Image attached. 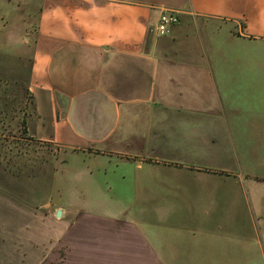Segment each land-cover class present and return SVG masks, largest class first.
Returning a JSON list of instances; mask_svg holds the SVG:
<instances>
[{
	"label": "crops",
	"instance_id": "0c3cea01",
	"mask_svg": "<svg viewBox=\"0 0 264 264\" xmlns=\"http://www.w3.org/2000/svg\"><path fill=\"white\" fill-rule=\"evenodd\" d=\"M0 1L1 20L17 0ZM33 1L32 30L0 48V85L24 84L28 134L56 146L52 166L81 158L74 188L94 206L16 190L9 207L23 210L0 236L10 262L264 264V70L220 69V21L231 40H264V0ZM163 10L179 21L160 35ZM45 222L54 239L32 229Z\"/></svg>",
	"mask_w": 264,
	"mask_h": 264
},
{
	"label": "rangeland",
	"instance_id": "374dc122",
	"mask_svg": "<svg viewBox=\"0 0 264 264\" xmlns=\"http://www.w3.org/2000/svg\"><path fill=\"white\" fill-rule=\"evenodd\" d=\"M21 1L17 0L15 8H12L11 5L9 11L5 14V18L0 20V48L2 49L4 47L8 48V45L4 44L5 40L9 41L14 37L18 39L26 30L29 31L35 25L37 19L36 2L33 0ZM3 8L0 1V10ZM225 14L228 13H222V15ZM229 27L231 25L228 21H220V69L225 71L250 69L256 71V73L263 71L264 40L254 38H237L238 40L236 41L231 40L225 35L223 29H228ZM20 78L22 79V76ZM255 79L259 80L258 77H255ZM2 82L0 81V84H3ZM18 82L17 86L10 82L5 83L2 87L0 85L2 106L4 103L7 105L5 110L3 109L6 117L0 116V120L3 121L0 123V195L4 198L2 200V210H0L2 212L0 236L7 240L9 216L14 213L12 215L13 217L17 211H22V205H24L23 203L21 205L20 202H16L13 204L12 210L10 209L9 198L15 196L14 193L16 190L21 198L27 197L28 202L35 201L40 195V191H42L48 197L49 204H45L44 206L46 207H51L53 203L57 204L62 200L65 204L63 206L67 205L72 209L89 210L91 206H94L87 203H80L83 201L84 196L90 194L89 187L82 186V188H74V176L76 173L74 170L75 168L78 170L79 166H83L81 158L66 157V154L62 153L61 158L66 161L62 162V160H57L54 162V166H52L51 162L55 160L54 150L56 146L46 141H40L28 134L24 120L21 121V119L22 115L27 118L31 113V108L29 107L30 99L26 93L24 96L21 94V90H24V84L20 81ZM13 109L16 110V114L15 116L9 117L8 112L10 111L11 113ZM250 117H252V114ZM242 126L249 129L251 122L244 123ZM220 157L224 163H230V159L234 158V154L231 150H227L226 152L220 153ZM233 166L238 170L237 172L240 171L236 163H233ZM64 173L65 175L63 176ZM220 179H225V175L220 176ZM54 190L57 191L53 194ZM79 195L81 196L79 197ZM16 197L19 198V196ZM74 201L76 204H73ZM30 206V209H33L35 204L33 203ZM95 206L96 208L99 207L98 205ZM121 207L122 205H108L101 212L119 213ZM4 225L7 227H4ZM32 229L34 231H44L46 229L48 231V237L51 239H54V236L60 231L59 225L55 222H45L40 229L36 227H32ZM22 235L25 238V233ZM40 238L43 237L38 236L37 240L40 241ZM32 239L34 240L36 237H32ZM8 249V244L0 238V264H16L15 262H10Z\"/></svg>",
	"mask_w": 264,
	"mask_h": 264
},
{
	"label": "built area",
	"instance_id": "2783aa9c",
	"mask_svg": "<svg viewBox=\"0 0 264 264\" xmlns=\"http://www.w3.org/2000/svg\"><path fill=\"white\" fill-rule=\"evenodd\" d=\"M179 21L178 15L173 10H163L158 17L157 32L160 35H165L169 32L172 25Z\"/></svg>",
	"mask_w": 264,
	"mask_h": 264
},
{
	"label": "water",
	"instance_id": "95a60500",
	"mask_svg": "<svg viewBox=\"0 0 264 264\" xmlns=\"http://www.w3.org/2000/svg\"><path fill=\"white\" fill-rule=\"evenodd\" d=\"M55 216H56V217H60V216H61V210H60V209L57 210V212L55 213Z\"/></svg>",
	"mask_w": 264,
	"mask_h": 264
}]
</instances>
